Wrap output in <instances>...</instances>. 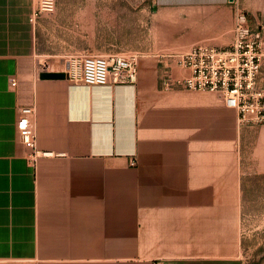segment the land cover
<instances>
[{
  "label": "crops",
  "instance_id": "obj_1",
  "mask_svg": "<svg viewBox=\"0 0 264 264\" xmlns=\"http://www.w3.org/2000/svg\"><path fill=\"white\" fill-rule=\"evenodd\" d=\"M38 2L0 0V264L225 257L244 191L264 183V125H240L224 102L212 112L210 100L166 90L154 61H142L133 85L75 84L68 65L43 66L36 26L48 15L30 22ZM257 29L264 88V18ZM168 66L174 76L187 74ZM30 106L38 148L55 154L36 165L18 140L20 109ZM228 123L235 153H227Z\"/></svg>",
  "mask_w": 264,
  "mask_h": 264
},
{
  "label": "rangeland",
  "instance_id": "obj_2",
  "mask_svg": "<svg viewBox=\"0 0 264 264\" xmlns=\"http://www.w3.org/2000/svg\"><path fill=\"white\" fill-rule=\"evenodd\" d=\"M166 1L167 4L162 3ZM56 3L55 13L36 26L41 35L40 49L46 57L43 66H77L84 55L135 54L140 58L139 67L144 60L154 61L152 68L157 65L166 75L168 65L175 62L171 57L195 45L229 47L233 42L237 8L247 13L254 29L257 18H264V0H235V3L230 0H56ZM190 92L197 95L196 101L210 100L212 112L214 104L223 105L215 93ZM227 132V153H235L229 123ZM254 185L259 188L244 191L242 215L235 223L234 246H228L225 257L212 258L209 264H264V183Z\"/></svg>",
  "mask_w": 264,
  "mask_h": 264
},
{
  "label": "built area",
  "instance_id": "obj_3",
  "mask_svg": "<svg viewBox=\"0 0 264 264\" xmlns=\"http://www.w3.org/2000/svg\"><path fill=\"white\" fill-rule=\"evenodd\" d=\"M56 7V0H39L30 22L36 23L43 16L55 13ZM262 41L261 31L254 29L247 13L237 8L231 45L224 48L198 44L173 55L171 58L187 74L174 76L168 66L163 86L166 90L179 87L215 93L228 109L237 113L240 125H264V88L258 85ZM139 64L140 58L135 54L84 55L77 66L69 64L67 75L75 84L88 88L133 85L138 79ZM11 84L16 86L17 79L11 78ZM20 113L23 119L18 128V140L27 149L29 162L36 165L42 157L55 156L38 148L35 106L21 108ZM131 164L136 165V161Z\"/></svg>",
  "mask_w": 264,
  "mask_h": 264
},
{
  "label": "trees",
  "instance_id": "obj_4",
  "mask_svg": "<svg viewBox=\"0 0 264 264\" xmlns=\"http://www.w3.org/2000/svg\"><path fill=\"white\" fill-rule=\"evenodd\" d=\"M43 76L45 78L57 79V78L62 77L63 75L62 74H56V73H44Z\"/></svg>",
  "mask_w": 264,
  "mask_h": 264
},
{
  "label": "water",
  "instance_id": "obj_5",
  "mask_svg": "<svg viewBox=\"0 0 264 264\" xmlns=\"http://www.w3.org/2000/svg\"><path fill=\"white\" fill-rule=\"evenodd\" d=\"M231 2H233V0H230Z\"/></svg>",
  "mask_w": 264,
  "mask_h": 264
}]
</instances>
